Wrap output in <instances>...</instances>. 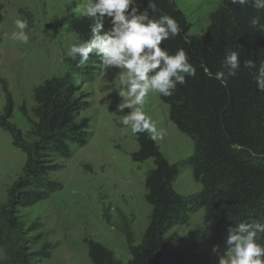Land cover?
Instances as JSON below:
<instances>
[{
	"label": "trees",
	"instance_id": "trees-1",
	"mask_svg": "<svg viewBox=\"0 0 264 264\" xmlns=\"http://www.w3.org/2000/svg\"><path fill=\"white\" fill-rule=\"evenodd\" d=\"M153 2L157 11L150 12V17L168 14L182 29L161 46L169 54L184 48L196 68L195 77L177 85L172 96L157 94L167 107L169 121L191 141L193 151L185 162L169 163L146 133L135 135L137 150L131 154L132 161L153 163L143 183L144 200L150 207L147 225L136 244L129 231L123 230L129 252L126 263L118 261L103 244L87 241L91 264H211V257L198 252L200 248L224 243L228 230L242 221L264 223V91L256 86V69L244 66L249 59L257 69L264 63V10L253 7L251 0L244 6L221 0L206 29L192 35L190 23L173 0ZM135 4L143 10L148 0H135ZM253 17L260 19L256 27L251 25ZM230 50L239 52L241 66L222 86L201 64L213 74L225 71L222 62ZM99 67L96 55L81 67L72 60L69 72L35 87L31 117L24 108L19 109L28 121L26 134L10 123L14 104L0 80L5 95L0 128L24 155L20 175L0 202V249L4 253L0 264H45L49 258L51 247L35 234V222L25 225L21 213L62 189L53 173L71 158V146L88 144L90 119L81 114L89 107L90 95L82 88ZM74 75L82 86L76 84ZM185 166L200 185L198 193L186 197L174 189ZM201 209L213 221L211 228L174 231ZM257 242L264 244V234H258Z\"/></svg>",
	"mask_w": 264,
	"mask_h": 264
},
{
	"label": "rangeland",
	"instance_id": "rangeland-1",
	"mask_svg": "<svg viewBox=\"0 0 264 264\" xmlns=\"http://www.w3.org/2000/svg\"><path fill=\"white\" fill-rule=\"evenodd\" d=\"M190 23V34L203 32L209 16L221 0H173ZM87 0H0V80L14 104L10 123L23 134L29 129L27 119L19 111L24 108L31 117L32 90L44 80L62 76L70 71L72 59L66 54L79 37H90L88 18L81 16ZM27 19L29 42L12 40L15 21ZM110 27L105 21V30ZM88 63V62H87ZM119 69L107 72L99 67L92 81L76 84L90 95L89 107L82 112L90 119V137L82 148L71 146L72 156L63 167L53 173L62 189L49 199L22 210L26 226L36 223L35 234L50 247L45 264H91L87 257V241H96L110 249L121 263L129 259L126 235L129 231L138 243L147 225L150 207L144 200V174L153 166L152 160L135 163L131 154L137 150L135 135L120 121L123 113L117 108L121 102ZM5 95L0 89V117L3 115ZM146 113L156 122L162 137L155 140L161 154L169 163L185 162L193 151L191 141L176 130L168 119V110L156 93H150L145 104ZM24 155L14 148L11 138L0 128V202L7 188L21 173ZM182 196L200 191L189 167H184L174 183ZM211 221L203 209L191 213L188 222L175 228L178 233L193 229H209ZM224 248V243L217 244ZM212 246L198 252L211 257L217 264ZM4 253L0 249V260Z\"/></svg>",
	"mask_w": 264,
	"mask_h": 264
},
{
	"label": "clouds",
	"instance_id": "clouds-1",
	"mask_svg": "<svg viewBox=\"0 0 264 264\" xmlns=\"http://www.w3.org/2000/svg\"><path fill=\"white\" fill-rule=\"evenodd\" d=\"M233 5H248L250 0H230ZM257 10H264V0H251ZM153 0H148L147 8L140 10L135 0H87L81 16L91 21L90 37L87 40L77 38L70 46L67 56L77 61V67L87 64L91 55L100 57V67L107 72L119 69L118 96L121 102L117 108L121 113L128 109L120 123L131 129L134 135L146 133L155 141L162 137L156 122L145 111L150 93L169 97L176 91L177 85H185L188 77H195L196 68L190 63V56L184 48L169 54L161 45L175 38L182 31L179 22L168 14L159 18L150 17L156 12ZM110 27L105 30V21ZM260 24L259 17L251 19V25ZM16 31L11 39L22 43L29 42L28 20L17 19ZM239 52L230 50L225 56L222 67L225 71L211 73L201 64L204 72L226 86L228 77H235L240 69ZM244 66L256 69L254 80L258 90L264 91V63L257 69L252 59ZM213 221H208L211 224ZM258 234H264V223L240 222L228 230L224 248L213 245L212 253L217 264H264V244L258 243Z\"/></svg>",
	"mask_w": 264,
	"mask_h": 264
}]
</instances>
